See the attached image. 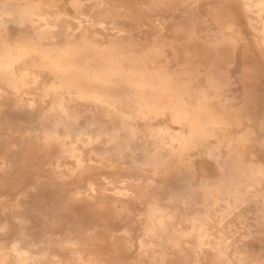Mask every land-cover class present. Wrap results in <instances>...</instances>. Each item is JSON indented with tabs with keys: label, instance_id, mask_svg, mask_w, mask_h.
<instances>
[{
	"label": "bare ground",
	"instance_id": "bare-ground-1",
	"mask_svg": "<svg viewBox=\"0 0 264 264\" xmlns=\"http://www.w3.org/2000/svg\"><path fill=\"white\" fill-rule=\"evenodd\" d=\"M68 5L0 0V264H264V0Z\"/></svg>",
	"mask_w": 264,
	"mask_h": 264
},
{
	"label": "rangeland",
	"instance_id": "rangeland-1",
	"mask_svg": "<svg viewBox=\"0 0 264 264\" xmlns=\"http://www.w3.org/2000/svg\"><path fill=\"white\" fill-rule=\"evenodd\" d=\"M64 1H65V5H66L67 9L71 10L69 5H68V0H64ZM260 80H261V82L257 86V92H258L257 98H258V100L255 103L257 111H256V115H255L254 119L252 117V122L259 120L258 123L264 122V77L260 78ZM211 104L214 105L215 103L212 102ZM47 112H50V111H48V108H44V109H42V111H39V113L35 116L34 121H31L29 119L27 120L26 118H23V119H19V120H11L7 124L5 123L6 125H4V124H2V125H3V128L9 127V130L14 132L15 136H17V137L19 135L25 134V132H29L31 136L41 135L42 125L47 124L44 121L42 122L41 118H42V115L44 113H47ZM245 116L246 115H244V111H238V112L235 111L233 117H231L233 125L229 126L227 131L235 130L236 128H234V127H238L237 124H240L239 128H243V125L252 124L250 121L247 120V118ZM256 125H258V124H256ZM4 130H2V131H4ZM263 136H264V134L258 132V140H260ZM259 148H260V146H259ZM259 151H257V152H259ZM207 167H211L210 169H211V171H213V166L211 163H208ZM67 183H69V182H67ZM77 186H78V184H77ZM68 188L69 187H67V189ZM2 240L6 243H10L12 241V237L9 233H7L3 236H0V241H2ZM134 255H135L134 250H129L128 252H126V258L127 259L122 264H131V260L134 257Z\"/></svg>",
	"mask_w": 264,
	"mask_h": 264
}]
</instances>
